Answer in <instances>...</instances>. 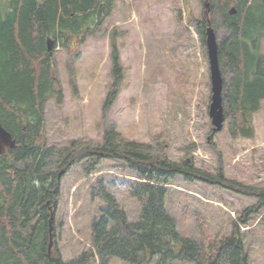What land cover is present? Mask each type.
<instances>
[{"label":"trees","instance_id":"trees-1","mask_svg":"<svg viewBox=\"0 0 264 264\" xmlns=\"http://www.w3.org/2000/svg\"><path fill=\"white\" fill-rule=\"evenodd\" d=\"M114 10L115 0H0V123L14 141L13 148L0 155V264H106L110 258L150 264L155 257V264H249L237 225L229 236L212 237L206 221L199 218L198 238H182L165 202L172 182L182 178L257 197V206L244 211L254 214L264 207V189L227 180L221 173L195 170L188 162L179 165L156 157L151 146L129 141L114 128L104 133L101 145L92 148L75 141L69 148L47 147L44 107L51 102L60 109L63 104L53 51L63 49L70 61ZM182 13L175 7L179 26H183ZM210 13L219 17L227 34L218 43L221 72L231 74L224 89L227 133L232 139L253 140V115L264 101V54L260 51L264 0H211ZM203 21H193L202 50ZM47 39L53 41L51 53ZM116 39L113 30L109 34L112 83L103 111L112 106L124 78ZM67 70L75 95L74 69L69 64ZM85 158L91 163L85 174L104 160L116 161L113 168L125 178L113 177L110 185L136 201L140 212L136 222L128 221L98 181L90 194L104 206L99 219L91 223L89 249L65 262L55 239L50 254L47 251L48 209L54 208L59 196V180L49 171L48 161L56 160L59 173ZM240 222L246 224L245 217Z\"/></svg>","mask_w":264,"mask_h":264},{"label":"rangeland","instance_id":"rangeland-1","mask_svg":"<svg viewBox=\"0 0 264 264\" xmlns=\"http://www.w3.org/2000/svg\"><path fill=\"white\" fill-rule=\"evenodd\" d=\"M210 2L115 0L111 16L86 39L70 61L63 49L56 48L53 58L63 104L60 109L51 102L44 107L47 147L69 148L70 142L75 141L92 148L101 145L104 133L114 128L129 141L151 146L156 157L179 165L188 159L195 170L211 175L221 173L227 180L264 189V101L253 115V140L232 139L225 124L222 131L212 132L208 116L211 86L207 53L206 48L202 50L193 23L207 19L218 43L227 37L219 25V17L205 6L210 7ZM175 7L183 12V26L177 25ZM113 30L125 72L115 101L103 111L112 83L109 34ZM260 50L264 54V40ZM69 64L74 69L75 95L70 86ZM221 67L224 69L223 64ZM222 78L225 111L224 89L231 74L224 70ZM48 162L49 171L57 176L56 160ZM116 164L104 160L85 174L91 167L90 159L85 158L75 161L59 180V196L53 208L54 239L63 261H73L89 249L91 223L99 219L104 206L90 194L98 181L125 211L128 221L138 220L137 202L110 185L113 177L125 178L116 173L113 168ZM169 189L165 204L182 238H198L199 218L206 221L212 237L229 236L237 225L249 264H264V207L254 214L244 213L255 208L260 199L182 178L172 182ZM242 217L246 224L240 222ZM106 264L127 263L110 258Z\"/></svg>","mask_w":264,"mask_h":264},{"label":"water","instance_id":"water-1","mask_svg":"<svg viewBox=\"0 0 264 264\" xmlns=\"http://www.w3.org/2000/svg\"><path fill=\"white\" fill-rule=\"evenodd\" d=\"M205 46L207 50V57L209 62V80L211 86V98L208 110L210 123L213 127L214 133L220 132L224 124V111L222 105V90H223V79L219 68L218 62V47L214 30L210 27L208 22V28L205 32ZM53 48V42L47 40V50L50 52ZM14 141L10 134L6 132L0 124V155L4 153L6 147L13 148ZM49 244L48 253L51 248V229L49 228Z\"/></svg>","mask_w":264,"mask_h":264}]
</instances>
